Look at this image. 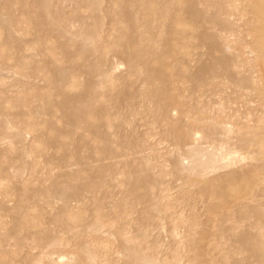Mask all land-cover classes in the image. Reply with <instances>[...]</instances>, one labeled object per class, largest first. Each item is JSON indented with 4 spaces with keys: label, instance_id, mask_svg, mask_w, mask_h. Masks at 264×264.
I'll use <instances>...</instances> for the list:
<instances>
[{
    "label": "rangeland",
    "instance_id": "1",
    "mask_svg": "<svg viewBox=\"0 0 264 264\" xmlns=\"http://www.w3.org/2000/svg\"><path fill=\"white\" fill-rule=\"evenodd\" d=\"M0 264H264V0H0Z\"/></svg>",
    "mask_w": 264,
    "mask_h": 264
},
{
    "label": "bare ground",
    "instance_id": "2",
    "mask_svg": "<svg viewBox=\"0 0 264 264\" xmlns=\"http://www.w3.org/2000/svg\"><path fill=\"white\" fill-rule=\"evenodd\" d=\"M79 113V112H78Z\"/></svg>",
    "mask_w": 264,
    "mask_h": 264
}]
</instances>
